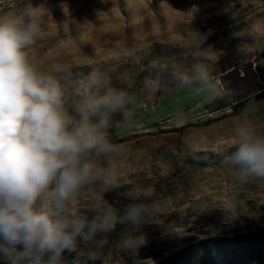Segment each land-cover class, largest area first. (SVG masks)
<instances>
[{
    "label": "rangeland",
    "instance_id": "1",
    "mask_svg": "<svg viewBox=\"0 0 264 264\" xmlns=\"http://www.w3.org/2000/svg\"><path fill=\"white\" fill-rule=\"evenodd\" d=\"M29 4L42 21L30 57L61 78L70 109L78 99L74 83L93 69L135 97L129 105L133 118L116 127L117 114L109 130L110 139H125L127 151L111 162L120 188L105 199L122 213L128 204L144 202V189L154 188L165 214L141 227L147 237L139 250L142 264H160L194 242L264 235V185L242 182L213 152L230 150L232 130L241 122L264 132V79L256 83L254 77L258 67L264 72V0H12L4 1L0 15ZM41 4L50 13L35 9ZM197 32L206 35L200 48L191 38ZM151 61L158 72L149 67ZM194 63L207 65L223 86L222 104L210 108L203 95L176 88L173 70ZM157 75L161 84L153 93L149 84ZM253 96L261 98L233 114L235 105ZM94 203L95 194L84 192L72 207ZM122 230L118 225L107 236L112 264H133L115 248ZM259 247L254 255L264 254ZM229 251L219 260L247 264L246 252ZM69 255L73 264H101L63 254ZM258 258L264 264V255Z\"/></svg>",
    "mask_w": 264,
    "mask_h": 264
},
{
    "label": "clouds",
    "instance_id": "2",
    "mask_svg": "<svg viewBox=\"0 0 264 264\" xmlns=\"http://www.w3.org/2000/svg\"><path fill=\"white\" fill-rule=\"evenodd\" d=\"M151 2V0H150ZM65 14L66 4L61 5ZM37 10L50 13L41 4ZM42 21L29 4L17 12L0 15V260L5 264H41L45 256L57 264L65 252L112 264L107 236L123 226L115 248L142 264L139 250L147 244L141 227L165 214L149 186L140 203L123 212L105 199L120 188L118 171L111 166L127 148L113 143L109 130L113 117L130 121L135 97L110 85L97 69L76 80L71 106L56 74L42 71L30 53L41 32ZM200 48L206 35L192 34ZM149 67L159 71L156 61ZM177 89H188L210 102L227 93L207 65L171 73ZM159 76L151 79L154 93ZM230 150L213 149L242 182L264 185V132L241 122L232 130ZM95 194L86 209L72 207L82 193Z\"/></svg>",
    "mask_w": 264,
    "mask_h": 264
},
{
    "label": "trees",
    "instance_id": "3",
    "mask_svg": "<svg viewBox=\"0 0 264 264\" xmlns=\"http://www.w3.org/2000/svg\"><path fill=\"white\" fill-rule=\"evenodd\" d=\"M257 71L259 75H254L256 83L264 79V72L261 68L258 67ZM261 97H248L244 101L235 105L233 114H238L239 112L246 109L249 105L254 103ZM264 98V97H262ZM222 104V99H217L209 103V107L212 108L216 105ZM113 143L121 144L125 139H110ZM264 252V235L256 233H245L238 234L234 236L231 240H225L224 242H194L190 245L185 246L184 248L177 250L173 255L164 259L160 264H203L208 262L209 264H228L223 261H220L218 257L224 258L228 257L227 252L234 249L238 252H246L248 254L247 264H262L259 260L260 255H254L255 248ZM65 259H67L65 261ZM73 264V256H63L57 264ZM41 264H50V257H44L41 261Z\"/></svg>",
    "mask_w": 264,
    "mask_h": 264
},
{
    "label": "bare ground",
    "instance_id": "4",
    "mask_svg": "<svg viewBox=\"0 0 264 264\" xmlns=\"http://www.w3.org/2000/svg\"><path fill=\"white\" fill-rule=\"evenodd\" d=\"M4 4V1H0V7ZM6 5V3H5Z\"/></svg>",
    "mask_w": 264,
    "mask_h": 264
},
{
    "label": "crops",
    "instance_id": "5",
    "mask_svg": "<svg viewBox=\"0 0 264 264\" xmlns=\"http://www.w3.org/2000/svg\"><path fill=\"white\" fill-rule=\"evenodd\" d=\"M0 1H12V0H0Z\"/></svg>",
    "mask_w": 264,
    "mask_h": 264
}]
</instances>
